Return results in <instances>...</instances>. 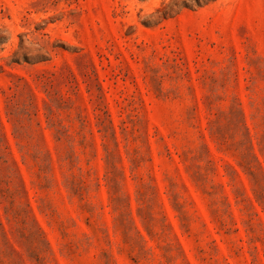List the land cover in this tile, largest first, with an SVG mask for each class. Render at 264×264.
Here are the masks:
<instances>
[{
    "label": "rangeland",
    "instance_id": "1",
    "mask_svg": "<svg viewBox=\"0 0 264 264\" xmlns=\"http://www.w3.org/2000/svg\"><path fill=\"white\" fill-rule=\"evenodd\" d=\"M0 264H264V0H0Z\"/></svg>",
    "mask_w": 264,
    "mask_h": 264
}]
</instances>
